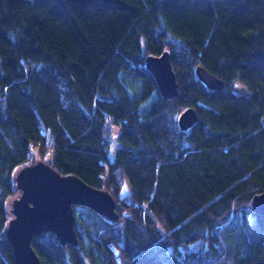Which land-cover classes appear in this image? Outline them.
Masks as SVG:
<instances>
[{
	"label": "trees",
	"instance_id": "trees-1",
	"mask_svg": "<svg viewBox=\"0 0 264 264\" xmlns=\"http://www.w3.org/2000/svg\"><path fill=\"white\" fill-rule=\"evenodd\" d=\"M165 50L171 99L145 66ZM39 160L110 191L120 216L75 205L78 244L35 236L42 264H264L248 229L264 231V0H0V264H14L16 173Z\"/></svg>",
	"mask_w": 264,
	"mask_h": 264
},
{
	"label": "water",
	"instance_id": "water-1",
	"mask_svg": "<svg viewBox=\"0 0 264 264\" xmlns=\"http://www.w3.org/2000/svg\"><path fill=\"white\" fill-rule=\"evenodd\" d=\"M145 66L154 75L164 98L178 96L179 82L168 50L147 56ZM196 73L210 89L221 90L226 86L223 79L202 65L197 66ZM198 121L195 107H188L178 118L180 128L185 131ZM15 180L19 195L9 204L12 217L5 231L12 245L14 264H42L32 241L44 232L54 233L62 245H77L75 205L89 207L109 219L120 217L117 199L110 191L94 187L76 175L61 174L43 160L20 168ZM252 211L264 218V192L254 196Z\"/></svg>",
	"mask_w": 264,
	"mask_h": 264
},
{
	"label": "rangeland",
	"instance_id": "rangeland-1",
	"mask_svg": "<svg viewBox=\"0 0 264 264\" xmlns=\"http://www.w3.org/2000/svg\"><path fill=\"white\" fill-rule=\"evenodd\" d=\"M121 77L123 78L124 82L127 84L129 90L133 94L140 95L144 92L142 80L138 78L137 76H134L132 73L124 71L121 73ZM232 89L241 94L249 93V90L246 84L240 80L237 81L234 84V86H232ZM130 189L131 187L129 186L128 183H126L120 196H123L124 194L128 193ZM248 229H249L250 236L253 237L254 239H260L264 237V231L260 230V228L256 224L255 219L252 216L248 217Z\"/></svg>",
	"mask_w": 264,
	"mask_h": 264
}]
</instances>
